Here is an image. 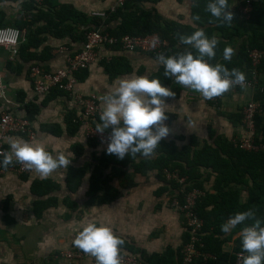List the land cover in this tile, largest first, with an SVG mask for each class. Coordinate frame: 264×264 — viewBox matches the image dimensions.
<instances>
[{"label": "crops", "instance_id": "0c3cea01", "mask_svg": "<svg viewBox=\"0 0 264 264\" xmlns=\"http://www.w3.org/2000/svg\"><path fill=\"white\" fill-rule=\"evenodd\" d=\"M28 1H0V13L8 23H13L25 14V5ZM59 2L73 5L91 15L93 12L110 11L116 6L117 0H59ZM236 4V0H233L232 6L235 7ZM192 5L193 0L186 6L161 0L158 9L161 16L169 15L166 17L169 20L194 26L191 16ZM186 11L184 18L182 13ZM21 31L24 36V30ZM82 46L83 42L47 36L46 42L36 53L40 54L41 49L48 47L49 59L25 63L8 61L7 51L0 48V75L6 87V96L12 100V103L7 104L0 99V113L8 109L26 117L27 103L33 102L39 107V112L30 120L35 138L31 140L26 134L12 135L7 141L8 149L10 140L14 138L41 143L54 156L60 152L65 153L67 145L68 153L76 142H81L84 146L88 139L86 129L89 122L82 118V107L77 94L97 96L102 108V97L118 85L120 78L151 77L158 73L162 66L158 59L150 54L102 48L99 60L87 70L86 78L79 80L77 94L51 91L45 96L37 95L29 77L30 67L38 64L46 71H54L63 67L67 56L77 52ZM61 48L65 51L61 52ZM32 51L35 52L33 49ZM117 56L125 57L129 61L133 73L110 81L102 62ZM262 76L264 77V74ZM170 89L177 91L178 95L164 98L170 133L162 140H176L179 147L187 145L193 136L198 137L201 142L210 141V129L230 141L241 137L242 129L239 125L241 108L252 98L254 90L226 91L216 106L196 90L176 81L174 89ZM69 117H75L81 122L80 130L75 136L67 133L66 121ZM56 125L60 128V134L49 130L50 126ZM181 136L186 140H181ZM77 162L69 164L83 165V162L80 164ZM14 163L15 158L13 165ZM11 165L12 163L3 169L0 167V264H65L60 254L72 248L70 246L76 233L87 222L106 223L116 235L147 254H161L168 248L176 250L183 243L186 230L182 218L170 204L171 189L159 177L157 171L145 176L135 175L133 171H129L128 178L124 180L116 178L111 183L113 189L120 191V196L114 202L88 206L86 205L88 175L79 190L70 193L65 186L67 166L58 167L49 175L42 177L34 169H30L26 174H18L11 169ZM42 179H49L60 185V189L52 194L57 197L59 205L46 210L42 217L37 218L33 212V203L37 197L31 192V184ZM212 186L213 178L205 182V189L214 192ZM166 187H168L166 191L158 193ZM65 200L73 201L76 208L70 209L64 203ZM233 230L234 228L223 236L226 240L224 248L228 251L232 248L233 241L240 235L239 231Z\"/></svg>", "mask_w": 264, "mask_h": 264}, {"label": "trees", "instance_id": "16d2710c", "mask_svg": "<svg viewBox=\"0 0 264 264\" xmlns=\"http://www.w3.org/2000/svg\"><path fill=\"white\" fill-rule=\"evenodd\" d=\"M3 1V0H0ZM239 0H236V2ZM160 0H126L123 6L114 11H108L106 18L88 15L75 8L73 5L62 4L59 0H43V5L37 7L29 0L25 5V14L13 23H8L0 13V27L13 26L24 30V41L18 46L17 61L29 62L35 60L42 62L50 57V48L44 47L40 54L37 50L46 42L47 36L56 39L69 38L72 42H85L86 33L100 26L104 31L117 38L124 35L148 36L156 34L161 41H167L170 45L163 54L172 55L187 50V46L180 43L181 35L191 34L196 28H202L209 37L217 38L216 55L211 63H222L228 69L237 68L249 75L251 61L249 51L259 49L264 51V0L253 3L251 18L242 21L239 18L238 6H232L233 0H228L229 10L233 13L231 23H221L207 10L208 0H193L191 16L195 25H187L176 20L163 18L155 8L147 9L146 3L157 4ZM198 17V19H195ZM114 24V26H111ZM231 46L234 51L230 60L223 58L225 46ZM35 50L34 51H32ZM114 50H123L121 45L111 46ZM151 56L158 59L159 55ZM104 71L110 81L120 76L133 73L128 60L117 56L102 62ZM258 70L264 74V58ZM142 74L141 72L139 73ZM87 70L78 74L79 80H84ZM158 77L161 82L174 89L175 79L164 74L161 66L158 73L149 78ZM259 87L253 91L252 98L264 102V77L259 81ZM53 91H60L54 89ZM174 96L178 95L173 91ZM223 94V93H222ZM220 98L215 102L218 105ZM214 103V102H213ZM26 117L33 119L39 112V107L33 103L25 105ZM263 113L256 115L255 129L264 143V105ZM241 119V114L239 122ZM99 120V118H98ZM67 133L75 136L80 130L81 122L75 117L67 118ZM55 128V130H54ZM55 134H60V128L50 126ZM210 141L201 142L198 137L190 138L187 145L179 147L176 140H161L153 154L149 157L136 154L126 155L118 159L115 155L106 152V148L97 152L94 150L90 160L83 165L67 166L65 186L70 193H76L84 178L88 175V190L86 192V205L107 204L114 202L120 191L112 188L114 179L124 180L128 178L129 171L135 175H148L157 171L159 177L171 189L170 204L173 199L183 202L186 192L196 188L203 194L196 201V212L203 220V234L201 246H198L199 255L191 264H239L241 247L240 235L233 241L232 248L225 250L226 234L220 230V226L229 216L236 212L251 209L254 212L252 218L247 219L244 224H238L233 231H239L244 225L253 223L259 219L264 224V151L248 152L234 145L226 137L217 135L216 131L210 129ZM181 140H186L184 136ZM94 148L98 143L94 139H88ZM7 147V146H6ZM76 162L84 155V146L76 143L72 146ZM13 165V161H12ZM11 165V166H12ZM166 170L176 172L186 178V184L180 185L177 181L167 177ZM213 178L212 189H205V182ZM168 187L161 189L158 193L166 191ZM60 189V185L49 179L35 180L31 184V192L37 197L33 203V212L37 218L43 213L59 205L57 197L52 194ZM70 209L76 208L73 201L64 202ZM122 238V237H121ZM121 251H129L138 255L144 264H183L182 247L189 240L186 231L180 248L174 250L168 248L163 253L147 254L124 238Z\"/></svg>", "mask_w": 264, "mask_h": 264}, {"label": "clouds", "instance_id": "9594fccd", "mask_svg": "<svg viewBox=\"0 0 264 264\" xmlns=\"http://www.w3.org/2000/svg\"><path fill=\"white\" fill-rule=\"evenodd\" d=\"M229 9L228 0H208L207 10L221 23L233 20ZM179 39L187 50L158 56L166 76L196 90L205 99L221 95L237 85L245 86L246 74L243 71L210 62L216 55L218 41L215 36L209 37L202 28H196ZM233 51L231 46L226 45L223 58L230 60ZM174 95L158 77L120 78L118 85L102 97L103 107L96 124L97 132L111 129L106 152L118 159L126 155L149 157L153 154L159 142L170 133L169 126L163 123L166 119L164 98ZM13 158L42 177L70 163L63 152L54 156L41 143L15 138L10 140L9 149L0 155V167L11 164ZM253 216L251 209L236 212L221 224L220 230L228 233ZM240 239L243 252L239 264H264V224L256 219L244 225L240 230ZM123 243L124 240L109 225L97 222L84 223L73 240L76 247L95 257L96 264H121L119 253Z\"/></svg>", "mask_w": 264, "mask_h": 264}, {"label": "built area", "instance_id": "2783aa9c", "mask_svg": "<svg viewBox=\"0 0 264 264\" xmlns=\"http://www.w3.org/2000/svg\"><path fill=\"white\" fill-rule=\"evenodd\" d=\"M37 7L43 5V0H31ZM257 0H239L237 1L239 18L242 21H248L251 18L253 3ZM126 0H117V7L123 6ZM91 16L106 18L107 12H93ZM24 41L23 33L16 27H0V48L7 51V59L14 62L18 55V46ZM120 44L124 51L153 54H163L170 45L167 41H161L156 34L148 36H130L124 35L121 38L110 35L104 31V27L94 28L86 33L85 42L80 50L69 54L66 63L54 71H46L40 65L34 64L30 67L29 77L33 82L34 91L37 95L45 96L54 89L68 93H76L79 83L78 74L88 70L99 60V52L102 48H110ZM65 51L64 48L60 49ZM251 67L249 75L246 76L244 87L239 85L229 88L227 91L255 90L258 88L261 79V73L258 66L264 58V51L252 49L249 51ZM260 88V87H259ZM262 90V88H260ZM221 95L206 99L210 102H217ZM77 98L82 107V118L89 124L87 126V138L94 139L98 145L107 147L108 136L111 129H106L103 133L96 131V126L92 124L99 123V116L102 108L98 98L95 95L82 96L77 94ZM0 99L4 103L10 104L12 100L6 96V87L2 82L0 75ZM262 103L258 99L250 98L241 108V119L239 125L242 129L241 137L233 140L235 146L248 152L264 151V143L261 136L256 133L255 118L256 115L263 113ZM0 113V155L8 150L7 141L12 135L26 134L31 140L35 138V132L32 129L31 121L25 116H19L11 110L5 109ZM92 123V124H91ZM163 123L169 125V120L165 119ZM3 169V167H1ZM11 169L18 174H26L30 169L24 167L21 163H14ZM169 179L177 181L180 185L186 184V178L181 177L176 172L166 170ZM203 194L199 189H192L185 193L183 202L173 199L172 207L178 211L182 218L185 230L189 233V240L182 247L183 264H191L195 257L199 255L198 246H201V237L203 234V220L196 212V201ZM121 264H144L138 255L129 251H120ZM65 264H96L95 257L85 253L78 247H72L60 254Z\"/></svg>", "mask_w": 264, "mask_h": 264}, {"label": "rangeland", "instance_id": "374dc122", "mask_svg": "<svg viewBox=\"0 0 264 264\" xmlns=\"http://www.w3.org/2000/svg\"><path fill=\"white\" fill-rule=\"evenodd\" d=\"M161 1V0H160ZM168 2H170V3H172V4H181L182 6H186V5H188V4H190V0H167ZM159 4H160V2L159 3H157V4H151V3H146L145 4V7L147 8V9H153V8H155L156 9V11L159 13ZM192 4V3H191ZM183 14V16H184V18H185V15L187 14V11L184 13H182ZM164 15V14H163ZM162 15V17L163 18H165V19H168V18H166L167 16H169V15H164L163 16ZM169 20V19H168ZM217 106V105H216ZM169 126V125H168ZM89 139V138H88ZM88 139L86 140V142H85V145H84V155L82 156V157H80L76 162L78 163V164H80V163H82L83 162V164L85 163V162H88L89 160H90V157H91V153L93 152V150L92 149H94V150H96L97 152H99V151H101V150H103V147H101L100 145H98L97 147H93V146H91L90 145V142H88ZM76 143H79V144H82L81 142H76ZM75 143V144H76ZM74 145V144H73ZM83 145V144H82ZM68 146V145H67ZM66 146V148H65V150H66V152L64 153L65 154V156H66V158H70L71 157V159H68L69 161H70V163H73L71 160H72V158H74L75 157V155H74V151H73V149H72V147H71V149L69 150V153H68V150H67V147ZM87 148V149H86ZM87 150V151H86ZM86 152H87V154H86ZM71 153V154H70ZM71 155L70 157H69V155ZM75 163V162H74ZM70 247H76L73 243L71 244V246Z\"/></svg>", "mask_w": 264, "mask_h": 264}]
</instances>
